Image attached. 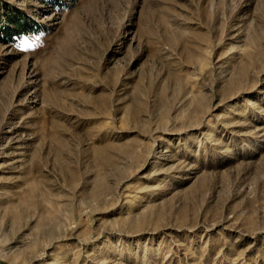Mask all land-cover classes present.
I'll use <instances>...</instances> for the list:
<instances>
[{"label": "rangeland", "instance_id": "rangeland-1", "mask_svg": "<svg viewBox=\"0 0 264 264\" xmlns=\"http://www.w3.org/2000/svg\"><path fill=\"white\" fill-rule=\"evenodd\" d=\"M0 264H264V0H0Z\"/></svg>", "mask_w": 264, "mask_h": 264}, {"label": "snow or ice", "instance_id": "snow-or-ice-1", "mask_svg": "<svg viewBox=\"0 0 264 264\" xmlns=\"http://www.w3.org/2000/svg\"><path fill=\"white\" fill-rule=\"evenodd\" d=\"M30 45L27 40H24L23 45L21 46V50H26Z\"/></svg>", "mask_w": 264, "mask_h": 264}]
</instances>
